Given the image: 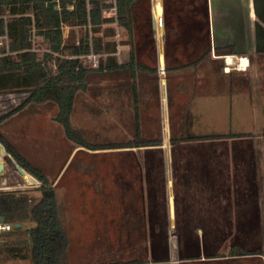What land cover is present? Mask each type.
<instances>
[{
    "label": "crops",
    "instance_id": "1",
    "mask_svg": "<svg viewBox=\"0 0 264 264\" xmlns=\"http://www.w3.org/2000/svg\"><path fill=\"white\" fill-rule=\"evenodd\" d=\"M161 1L163 13L154 0L131 4L132 29L121 21L123 35L130 39L122 61L113 56L102 62L119 68L89 74L88 90L81 95L86 127L77 123L81 92L76 95L75 128L89 133L92 122L94 127L101 123L100 143L134 141L135 99L127 65L133 50L136 66L147 68L137 71L141 136L165 144L104 148L116 154L107 162L117 158V170L108 172L99 207L83 197H92L97 189H81V174H70L78 181L66 203L72 257L73 238L84 232L86 220L96 218L93 212L102 213L107 228L97 241L105 254L75 256L81 261L73 264H264V235L250 240L237 233L264 228V0ZM70 28L66 25L64 36ZM72 28L84 34L80 27ZM94 74H101L100 95L92 90ZM148 92L158 109L144 107ZM99 100L98 114L91 107ZM32 108L29 104L12 114L1 131L9 137L8 125ZM209 134L231 136L184 139ZM74 146L59 175L51 178L56 188L77 159L81 147ZM236 248L252 253L233 254Z\"/></svg>",
    "mask_w": 264,
    "mask_h": 264
},
{
    "label": "trees",
    "instance_id": "2",
    "mask_svg": "<svg viewBox=\"0 0 264 264\" xmlns=\"http://www.w3.org/2000/svg\"><path fill=\"white\" fill-rule=\"evenodd\" d=\"M11 2L12 11L25 15L15 18L11 25L17 28L18 34L13 37V50L24 49L31 36L30 28L33 24L43 31L45 40L53 49L67 48L64 40V24H75L76 11L67 8L73 0H59L61 8L57 7V0H0V3ZM127 5L120 14V20L129 24L132 29L131 4L135 0H120ZM32 12L33 15L26 14ZM96 14V13H95ZM5 31V22L0 19V34ZM90 50L87 39L82 43L81 51ZM129 64L133 78V93L135 99L136 139L130 143L94 144L89 142L81 129L75 128L71 122V114L78 92L88 90V76L93 71L103 69H116L107 67L103 63L98 68L64 67L52 71L45 64L37 52L23 50L15 61L0 59V93L25 92L28 95L13 109L0 115V127L3 122L15 112L29 104H43L54 102L59 111L55 117L65 130L66 136L79 146L90 149H104L110 147H132L161 145V140H147L141 136L140 114L138 105L137 71L147 69L136 66L135 52L129 53ZM123 67V66H122ZM230 134L191 135L184 137L187 140L218 139L230 137ZM0 142L7 152L25 168L31 175L37 178L41 185L38 186L39 196L30 194L29 190H0V216L4 215L6 221L22 223L16 227L17 234L30 231L29 251L16 253L17 256L30 258L33 264H70L69 245L70 239L65 224L63 203L57 188L53 185L49 176L30 162L0 129ZM33 222L34 225L24 229V223ZM233 254H251L242 248H236ZM255 253V252H254Z\"/></svg>",
    "mask_w": 264,
    "mask_h": 264
},
{
    "label": "rangeland",
    "instance_id": "3",
    "mask_svg": "<svg viewBox=\"0 0 264 264\" xmlns=\"http://www.w3.org/2000/svg\"><path fill=\"white\" fill-rule=\"evenodd\" d=\"M155 7L159 8L158 12L162 11L163 13V1L154 0ZM156 11V10H155ZM163 24V17L160 20L159 24ZM71 26V24H69ZM84 31V30H83ZM84 34L82 33H76L75 28H70V31L68 35L64 37V42L66 45H70L73 43L75 45V42L78 38H82ZM165 40L168 43V49H169V36L165 35ZM64 52L68 53V48L64 50ZM65 63L62 61L58 63V67H54L53 65H50V69L52 71H57L60 68H64ZM92 80V87L93 91L97 93L98 95L101 94L100 90V81H101V74H94L92 77H90ZM148 88V85H147ZM78 97V117H77V123L79 125H86V121L84 120V117L81 116V113H84V110L86 109V100L83 98L82 92ZM130 92V91H129ZM145 103L144 107L146 109H152L157 108L158 106L155 103V100L153 97H150L149 92L145 96ZM164 99V98H163ZM3 102H0V105H2ZM44 105L38 106L37 104H31L32 107H35V109L28 110L27 112H24L23 119L20 121H17V123H10L8 125L10 131L8 132V138L10 141L16 145L18 150L34 165L38 166L46 174L51 178H54L55 176L59 175L60 167L62 165V161L69 156L73 150V147L76 143H70L68 140L69 138L66 136V133L62 130V126H60V123L56 121L55 117L58 114L59 107L54 102H47L43 103ZM4 105V104H3ZM100 100L91 108H94V113H100ZM25 108V107H24ZM85 122H84V121ZM94 122L90 124L92 128H89V133H86L83 131L84 137L91 143L94 144H107V143H100L101 138V130H100V124L99 123L96 127H94ZM89 126V127H90ZM59 127V128H58ZM86 127V126H85ZM64 128V127H63ZM95 128V129H93ZM21 129L24 133H21ZM93 129V130H91ZM17 131V133H16ZM72 141V140H71ZM165 143H162L164 145ZM77 146H79L77 144ZM79 151L76 153L77 159L73 161L72 164L68 165V168L66 170L65 175L62 177V179L59 180V183L57 185L58 192L61 198V203H63V212L65 216V224L67 225L66 221V203L70 198V192L71 189L77 188V180H72L70 176L71 173H80L81 176H78V180L81 183V189L82 188H95L97 189L95 195L91 197V195L84 197V202L89 203L91 206H100L101 205V192H102V186L103 184H106L107 179L110 177V174L108 175V172H113L117 170V163L116 159L114 158L112 163L107 162V157L116 156L115 153H105L103 149H90L84 146H79ZM12 155L9 153H6L2 148H0V163L4 165H11L15 169V177L18 180L16 184L12 185H6L3 184L0 181V190H22L26 191L29 190L30 194L39 196L40 191L38 190V186L40 184H32L29 185L27 183H24L21 174H18L16 172L19 167L16 163L13 162ZM14 158V157H13ZM19 164V163H18ZM20 165V164H19ZM63 166V165H62ZM59 171V173H58ZM111 182L114 183L117 180L116 174H112ZM52 180V179H51ZM54 182L52 180V183L54 185ZM78 191H76L77 193ZM82 193V192H81ZM93 214L96 215V218L86 222L84 224H87V227H84V232H77L76 238H73V257L69 250L68 259L69 262L73 264V261H81L74 259L75 256H78V259L83 255H88L89 258L101 256L102 254H105V246L102 244H98L97 241L100 240L99 237L102 235V231L107 230V228L102 227V222L99 216H101V212H93ZM92 214V215H93ZM88 224L90 226L88 227ZM33 222H27L24 223V229L27 227L33 226ZM77 230V229H76ZM238 235L242 236L244 239V236L249 238L250 240H253V238H256L258 235L263 236L264 235V228L263 229H237ZM27 232L17 234L16 232H11L10 234L3 235L1 237V251H2V258L0 264H33L32 260L30 258H23L21 256H17L16 253H19V251H22V253L29 251V240L26 237ZM87 235V236H86ZM87 237V238H86ZM257 239V238H256ZM85 240V242L81 243V241ZM76 241V242H75ZM87 241V242H86ZM246 245V243H245ZM248 247H256L258 245L256 244H248L246 245ZM104 247V248H103Z\"/></svg>",
    "mask_w": 264,
    "mask_h": 264
},
{
    "label": "built area",
    "instance_id": "4",
    "mask_svg": "<svg viewBox=\"0 0 264 264\" xmlns=\"http://www.w3.org/2000/svg\"><path fill=\"white\" fill-rule=\"evenodd\" d=\"M57 1V7L60 9V2ZM21 2L20 0L15 1V3ZM124 4L120 0H73L69 3L67 8L76 11L77 15L76 23L71 24V26H78L83 29L84 35L82 38L77 39L75 45H69L67 47L69 52L65 53L66 48L63 47L53 49L45 40L43 31L35 24L30 28L31 36L27 46L21 50H13V37L18 34V30L11 25V22L25 14L13 12L11 2H2L0 3V19L5 22V31L0 34V59L15 61L21 51L28 50L37 52L49 69L50 65L58 67V63L61 61L65 63L64 67L66 68H98L104 59L113 56L122 61V51L126 48V41L130 40L123 35L121 29L120 14L126 6ZM26 14L33 15L32 12ZM66 25L69 24H64L63 30ZM108 32L110 34L107 36ZM86 39L90 50L82 52L81 46ZM16 227V223L6 220L4 222L0 221V239L3 235L15 231ZM26 232V237L29 240L31 233L28 230ZM1 258L0 246V262Z\"/></svg>",
    "mask_w": 264,
    "mask_h": 264
},
{
    "label": "water",
    "instance_id": "5",
    "mask_svg": "<svg viewBox=\"0 0 264 264\" xmlns=\"http://www.w3.org/2000/svg\"><path fill=\"white\" fill-rule=\"evenodd\" d=\"M27 95L28 93H25V92L23 93L22 92L0 93V102H3L4 104V105L3 104L0 105V115L18 106ZM0 148H2L6 153H8L4 145L1 142H0ZM12 159L14 163H17V166L19 167V169L16 172H18V174H21V178L24 183H27L29 185H32V184L41 185V182L37 178H35L33 175H31L25 168L19 165L15 158L12 157ZM0 181L6 185H12L18 182V180L15 177V169L11 165H4L0 163ZM5 220H6V217L4 215H1L0 221L4 222ZM16 226L20 227L21 223H16Z\"/></svg>",
    "mask_w": 264,
    "mask_h": 264
},
{
    "label": "bare ground",
    "instance_id": "6",
    "mask_svg": "<svg viewBox=\"0 0 264 264\" xmlns=\"http://www.w3.org/2000/svg\"><path fill=\"white\" fill-rule=\"evenodd\" d=\"M232 58H233V57H229L228 59L231 60ZM229 60H228V61H229ZM231 62H232V61H231ZM240 64H241V65H244L243 62H240ZM245 65H246V64H245ZM16 164H17V163H16Z\"/></svg>",
    "mask_w": 264,
    "mask_h": 264
}]
</instances>
